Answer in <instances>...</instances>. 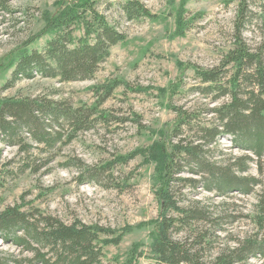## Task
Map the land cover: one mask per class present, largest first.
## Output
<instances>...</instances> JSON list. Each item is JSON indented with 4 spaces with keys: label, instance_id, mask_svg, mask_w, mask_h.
I'll use <instances>...</instances> for the list:
<instances>
[{
    "label": "trees",
    "instance_id": "obj_1",
    "mask_svg": "<svg viewBox=\"0 0 264 264\" xmlns=\"http://www.w3.org/2000/svg\"><path fill=\"white\" fill-rule=\"evenodd\" d=\"M10 1L0 0V8L7 11ZM187 1L182 0V4ZM234 1L238 2L239 11L233 47L218 67H191L200 84L195 87L197 92L211 97L212 103L228 101L206 112L186 110L170 103L168 108L174 112L175 119L167 129L155 131L134 121L140 130L157 137L149 146L119 155L100 168L79 161L81 184L103 187L114 184L115 165L126 166L140 157L142 166L155 167L152 183L159 215L149 223L153 227L149 257L136 244L124 264H135L144 257L151 261L149 264H245L264 257V241L249 238L206 262L204 253L212 240L199 225L216 230L222 225V219L214 218L209 208L199 201H187L188 193L196 194L200 187L221 197L233 192L247 196L261 184L249 172L252 163L262 172L264 163V43L255 50L247 45L241 27L247 20L248 1ZM57 6L54 14L43 13L41 31L17 47L13 72L0 91V144L18 147L19 155L25 156L23 166L15 174L10 173L15 177L30 170L39 174L55 160V155L47 154L40 164L33 158L31 161L32 150L51 153L58 145L72 143L79 133L113 120L112 114L100 112L96 106L76 108L64 99L1 95L21 82L38 77L62 83L91 81L110 58L112 49L127 40V35L99 12L97 0L60 1ZM119 8L129 22L156 18L144 0H120ZM184 15L181 11L177 19L180 35L190 30ZM46 37L50 39L41 50L31 48ZM118 86L113 82L98 87L104 90L101 104ZM181 88V82L172 84L170 99ZM204 114L211 115V120L204 121ZM226 137L243 153L221 161L217 157L224 154L218 152V147ZM29 138L36 146L28 145ZM2 153L0 148V167ZM1 181L0 176V184ZM123 186H128L126 181L116 187L123 190ZM131 232L129 226L116 231L81 221L66 224L38 209L24 210L23 205L0 210V242L12 243L22 248L23 253L31 254V258L23 261L28 264H101L104 249L119 246ZM183 232L189 236L178 238ZM0 264L21 263L0 246Z\"/></svg>",
    "mask_w": 264,
    "mask_h": 264
},
{
    "label": "rangeland",
    "instance_id": "obj_2",
    "mask_svg": "<svg viewBox=\"0 0 264 264\" xmlns=\"http://www.w3.org/2000/svg\"><path fill=\"white\" fill-rule=\"evenodd\" d=\"M60 1L70 0H11L8 12L0 8V91L13 72L17 47L41 31L43 13L54 14ZM97 1L99 12L125 33L127 40L112 49L110 58L93 80L62 83L38 77L34 81L21 82L1 95L64 99L76 108L96 106L100 112L112 114L113 120L79 133L72 143L58 145L51 153L32 150L30 160L33 158L38 164L42 159L46 160L47 154L55 155V160L39 174L30 170L12 176L10 173L15 174L23 166L25 156L19 155L18 147L0 144L3 150L0 210L23 205L24 210L38 209L66 224L81 221L116 231L129 226L132 232L119 246L105 248L101 261V264H124L136 244L140 245L139 250L145 257H149L153 233L149 223L159 215L152 183L155 167L142 166L140 157L126 166L115 165L112 171L114 184H110L112 187L107 185V188L94 183L81 184L79 161L100 168L119 155H128L149 146L157 137L140 130L134 121L155 131L167 129L175 119L174 112L168 108L170 103L186 110L206 112V109L227 102L228 99H224L212 103L211 97L206 98L197 92L195 87L200 84L191 67L212 69L221 65L224 55L234 44L239 5L234 0H188L185 5L182 0H144L156 18L129 22L119 8L120 0ZM247 1V20L241 29L245 42L255 50L264 43V0ZM181 11H184L190 29L183 35L178 34L177 24ZM49 39H41L31 48L41 50ZM113 82L119 86L101 104L104 90L102 92L99 88ZM180 82L179 94L170 99L171 85ZM204 119L211 120V115L204 114ZM25 137H29L28 134L25 133ZM26 141L28 145L36 146L30 138ZM218 149L224 154L216 156L221 161L243 153L232 146L229 137L220 141ZM9 161L12 164L8 165ZM5 164L7 168H4ZM262 172L252 163L249 173L261 184L247 196L233 192L221 197L202 187L196 194L188 193L187 201H199L209 208L214 218L222 219V225L216 230L199 225V229L207 231L212 240L204 253L206 262L245 239L264 241V163ZM125 181L128 186H123V190L116 187ZM188 236L183 232L178 238ZM0 246L5 253L15 255L21 264H28L23 261L32 257L12 243L0 242ZM145 257L135 264H149L151 261ZM245 264H264V257Z\"/></svg>",
    "mask_w": 264,
    "mask_h": 264
}]
</instances>
